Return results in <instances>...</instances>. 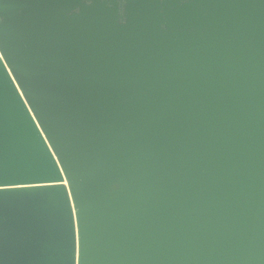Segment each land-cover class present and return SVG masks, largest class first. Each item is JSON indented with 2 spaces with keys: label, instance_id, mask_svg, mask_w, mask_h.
I'll use <instances>...</instances> for the list:
<instances>
[{
  "label": "water",
  "instance_id": "1",
  "mask_svg": "<svg viewBox=\"0 0 264 264\" xmlns=\"http://www.w3.org/2000/svg\"><path fill=\"white\" fill-rule=\"evenodd\" d=\"M0 264H264V0H0Z\"/></svg>",
  "mask_w": 264,
  "mask_h": 264
},
{
  "label": "flooded vegetation",
  "instance_id": "2",
  "mask_svg": "<svg viewBox=\"0 0 264 264\" xmlns=\"http://www.w3.org/2000/svg\"><path fill=\"white\" fill-rule=\"evenodd\" d=\"M83 1L87 2V3H92L93 2V0H83ZM105 1H107L111 5V0H105ZM117 2L119 4L120 11L123 14L125 12V8H126V5L128 3V0H117Z\"/></svg>",
  "mask_w": 264,
  "mask_h": 264
}]
</instances>
